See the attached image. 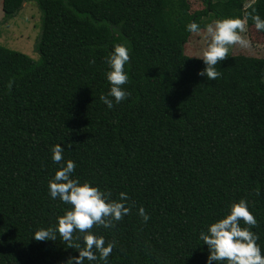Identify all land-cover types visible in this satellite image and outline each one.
Wrapping results in <instances>:
<instances>
[{"label":"trees","instance_id":"16d2710c","mask_svg":"<svg viewBox=\"0 0 264 264\" xmlns=\"http://www.w3.org/2000/svg\"><path fill=\"white\" fill-rule=\"evenodd\" d=\"M28 1L2 0V23ZM97 1L34 0L38 61L0 45V264L78 255L59 236L32 238L69 207L48 195L56 144L81 181L113 199L128 194L127 216L91 230L116 242L108 264H206L199 232L240 199L264 252V59L229 53L210 81L198 75L202 59L185 55L188 23L203 31L253 10L264 17V0H200L189 17L188 0ZM121 43L130 48V95L108 109L99 100L109 88L105 60Z\"/></svg>","mask_w":264,"mask_h":264},{"label":"clouds","instance_id":"9594fccd","mask_svg":"<svg viewBox=\"0 0 264 264\" xmlns=\"http://www.w3.org/2000/svg\"><path fill=\"white\" fill-rule=\"evenodd\" d=\"M249 20L257 32H264V17L259 13L246 14L244 18L224 17L206 25L209 40L202 55L204 67L198 75L215 81L221 76L217 64L229 57L230 49H250L252 40L242 35L248 31ZM190 33L201 31L196 22L186 25ZM130 48L117 44L106 57L108 71L106 80L109 88L99 95V100L108 108L126 100L130 93L124 87L129 82V73L125 66L129 62ZM94 63V60H90ZM12 81H9L11 88ZM64 147L60 144L51 147V160L58 165L47 182L48 195L52 200H59L69 206L63 215L57 217L54 226L41 227L34 231L32 238L37 241L57 240V236L68 247L77 250L78 255L71 256L66 264H85L88 261L108 264V258L115 247V241H106L102 235L91 231L94 226L112 228L115 222L127 216L131 207L128 205V194L120 192L117 199L112 198L110 191H105L89 181H81L74 176L76 164L64 157ZM137 214L144 222L149 215L141 206ZM257 220L250 211L249 202L240 199L230 205L227 213L211 222L199 232L198 238L208 249L206 264H264V252L257 243L259 237L252 228ZM74 231L82 237H74ZM200 243V244H201Z\"/></svg>","mask_w":264,"mask_h":264},{"label":"rangeland","instance_id":"374dc122","mask_svg":"<svg viewBox=\"0 0 264 264\" xmlns=\"http://www.w3.org/2000/svg\"><path fill=\"white\" fill-rule=\"evenodd\" d=\"M101 1H103L101 4L111 3V5L114 2H118L117 0H98L97 2L100 3ZM251 1L248 0L245 5L250 4ZM1 8L2 0H0V45L9 50L20 52L30 57L33 61H38L40 55L35 48L38 43L41 24L40 13L34 0L25 3L18 14L7 23H2L3 13ZM203 8L204 5L200 0H188L183 5V11H185L186 17ZM242 35L252 40V47L250 49H240L239 47L233 46L230 49V53L233 56L241 55L264 59L263 37L254 28L250 27ZM208 40L209 37L206 30L192 34L185 45V55L191 58L201 59L199 57L205 50Z\"/></svg>","mask_w":264,"mask_h":264},{"label":"water","instance_id":"95a60500","mask_svg":"<svg viewBox=\"0 0 264 264\" xmlns=\"http://www.w3.org/2000/svg\"><path fill=\"white\" fill-rule=\"evenodd\" d=\"M25 3H23V5H24Z\"/></svg>","mask_w":264,"mask_h":264}]
</instances>
